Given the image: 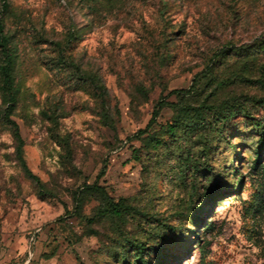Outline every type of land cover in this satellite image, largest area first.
Returning a JSON list of instances; mask_svg holds the SVG:
<instances>
[{
    "label": "rangeland",
    "instance_id": "374dc122",
    "mask_svg": "<svg viewBox=\"0 0 264 264\" xmlns=\"http://www.w3.org/2000/svg\"><path fill=\"white\" fill-rule=\"evenodd\" d=\"M3 1L0 264H264V0Z\"/></svg>",
    "mask_w": 264,
    "mask_h": 264
},
{
    "label": "trees",
    "instance_id": "16d2710c",
    "mask_svg": "<svg viewBox=\"0 0 264 264\" xmlns=\"http://www.w3.org/2000/svg\"><path fill=\"white\" fill-rule=\"evenodd\" d=\"M5 8H6V3L2 0L1 10L3 11ZM0 54L2 56V63L0 64L2 88H3V91H4L5 96H6L7 104H10L13 100V93H12V86H11L12 82H11V75H10L11 59H10V54H9V50L7 47V39L3 34V27H2L1 22H0ZM206 76H207V73L205 70L200 71L199 79H202ZM194 88H195V79H193L192 83L190 84V86L188 88H186V89H173L169 92V94H175L178 98L183 99L184 97H186V95L192 93L194 91ZM245 101H253L255 103L261 102V100L254 99L253 97H250L247 95H240L238 97H228V98L224 99L223 101H221L217 105H205L204 103H202L198 106V109L213 110L216 108H221V110L228 111L234 105L243 104ZM166 105L170 106V107H175L176 103L165 102L163 100H157L154 107H153V110L151 112V118H150L149 122L147 123V125L150 124L151 121L155 119V117L158 115L160 109ZM10 123L12 125L13 135L16 139V146H15L16 158L19 161V163H20L22 169L24 170L25 174L28 177L32 178L35 182H37V178L29 172V170L27 169V167L25 165L24 159L22 157V154H21L22 140L19 136L17 125L13 121H10ZM168 130L170 131V133H173L174 126L173 125H171L170 127L168 126ZM142 132H144V131L143 130L139 131V133H142ZM263 137H264L263 133L259 134V136H258L257 145H256V149L254 152L255 153L254 161H257L259 156H260V150L263 146V141H264ZM155 142L158 143L160 141H155ZM104 171H105V163H103L97 177L102 176ZM84 192L96 193L99 196H101L104 207L102 209L98 210V212H97L98 215H105L106 214V215H110V216L119 217L123 213H127L131 210V207L125 203L124 199L119 198L118 200L115 201V200H113V198H111L109 195H107L106 192L103 190V188L100 187L99 185L86 184V183H83L81 189H78L72 195V201H73L75 209L80 207V204L82 201L81 200V194ZM136 246H137L136 247L137 251L140 252L141 247L139 245H136Z\"/></svg>",
    "mask_w": 264,
    "mask_h": 264
}]
</instances>
